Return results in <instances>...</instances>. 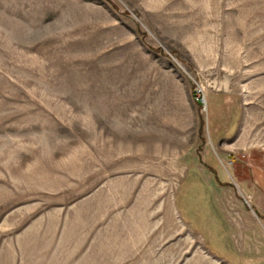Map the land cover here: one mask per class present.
<instances>
[{"label":"rangeland","instance_id":"obj_1","mask_svg":"<svg viewBox=\"0 0 264 264\" xmlns=\"http://www.w3.org/2000/svg\"><path fill=\"white\" fill-rule=\"evenodd\" d=\"M0 264H264V0H0Z\"/></svg>","mask_w":264,"mask_h":264},{"label":"water","instance_id":"obj_2","mask_svg":"<svg viewBox=\"0 0 264 264\" xmlns=\"http://www.w3.org/2000/svg\"><path fill=\"white\" fill-rule=\"evenodd\" d=\"M200 102H201V103L203 102V98H202V97L200 98Z\"/></svg>","mask_w":264,"mask_h":264}]
</instances>
